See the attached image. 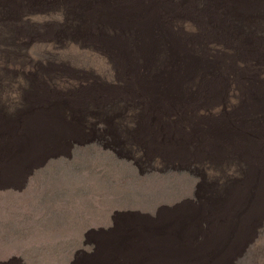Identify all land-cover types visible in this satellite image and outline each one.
<instances>
[{
	"label": "rangeland",
	"instance_id": "rangeland-1",
	"mask_svg": "<svg viewBox=\"0 0 264 264\" xmlns=\"http://www.w3.org/2000/svg\"><path fill=\"white\" fill-rule=\"evenodd\" d=\"M81 1L0 0V28H12L11 39L0 34V264H115L105 237L120 240L124 264H264V160L242 147L264 133L252 127L264 123V37L248 32L235 58L239 35L228 24H252L220 11L224 26L199 19L192 32L175 22L173 0H156L169 13L143 0L146 17L120 21L126 31L138 21L151 28L153 36L137 33L136 52L160 47L163 23L162 67L168 55L211 66L201 68L208 84L192 85L201 70L186 82L173 63L169 80L157 66H110L68 47L73 25L82 43L92 36L77 17L112 21L120 0H83L75 11ZM227 60L230 75L218 77ZM245 123L252 130L241 133ZM192 213L195 221L183 222Z\"/></svg>",
	"mask_w": 264,
	"mask_h": 264
},
{
	"label": "bare ground",
	"instance_id": "bare-ground-1",
	"mask_svg": "<svg viewBox=\"0 0 264 264\" xmlns=\"http://www.w3.org/2000/svg\"><path fill=\"white\" fill-rule=\"evenodd\" d=\"M149 1H151V0H149ZM152 2L153 3H151V5H150L151 8H153V9L161 8L164 12L169 13L167 11L168 8L166 6H162V5L158 4L156 2V0H152ZM172 2L175 4L176 12L178 14H180V15L182 14V15L179 16L177 19H175L177 15L174 14L175 12H171L170 13L171 17H172V15H173V17L175 16V18H174L176 20L175 22L179 26H181L182 23L184 21H186L189 30H192V32L196 31L198 29V25L197 24L199 22L197 23L196 21H198L199 19L201 21L207 20L205 22L209 23L211 26H213L215 28H219V27L224 26L225 24H220L217 21H215L214 13H218L220 15V11H223L225 14H229V15H231L233 17L241 19L242 21H240V22L243 23V24H252V25L244 26V27H241V26H239L237 24H234V25L228 24L236 32V35H239L238 39H239L240 43H238V44L241 45L240 50H236L235 51L236 46L232 47V49L234 50L233 52H235V54H236L235 58L239 57V59H240L241 58L240 56H242L243 52H245L246 46H247V41H248V37H247L248 32H250L251 30H257L258 31L259 40L264 37V23L259 22V21H264V8H261L260 10L253 9L252 8V3L255 2V0H192V1H189V0H173ZM116 4H117V13H116L117 16H113L114 20L110 19L112 21H103V18H104L103 15L101 17V21H82L79 17H77L78 21H75V22H82L83 25L87 29V34H90V35L92 34V36L89 38V41H87V43H82L84 37H78V36H80V35L83 36V33H82V31L78 30V31H76L75 33L72 34L71 33L72 30L76 29L75 25H73L72 29H70L67 32V33H70L72 35L69 38L70 40L67 43L69 45L68 47H71V48H74V49H77V50H79L80 47H86L88 49H86L84 51L85 54H87V55L88 54H92V56H93L95 54V52H96L98 55L102 56L103 59H106V61L109 62L110 66H114V65L116 66L120 62L126 66L127 61H129V60L134 61L136 64H142V65L146 66V68H151V67H156L157 66V67H160L161 71L165 70L167 72L169 80H174V77L170 73V67H171V65L173 63L177 64V68L172 71L175 77H177L178 74H180L179 76H181L182 78L185 79L186 82H188L190 80L191 76L195 75L194 73H195V70L198 69L197 68L198 66L195 63H193L191 60H189L188 63H186L183 60V58H181L180 56L178 57V56L175 55L176 56V58H175V57H173L171 55H168V57H171L172 59H174L173 62L172 63H170L171 61L168 62V65L164 63L167 66L164 65L163 67L160 65L158 57H159L160 53L162 54V52H163L162 50L166 49V48H163V47L166 45V37L164 35H166L167 27L163 23H160L156 27V30L163 37V40L161 41L160 47L158 45V48L155 49V52H154L153 48H152L153 50H145V51L144 50H140V52H136V49H137L138 45H140V40L137 37V35H138L137 33H139L140 36L143 35V38L146 35L147 36H153L152 33L147 32L148 30L150 31L151 28H147V27H145V25L141 26V24H139L140 21H138L139 23H136V25H133L135 22H137V20L139 18L142 19L143 17H146L145 14H147V12L145 14H143L142 16L140 15V11L144 10V9H142L143 8V0H120L119 3H116ZM84 5L85 4H84V2L82 0L80 2V4L76 5L75 11L77 9L83 8ZM179 8L183 9V13H180V11L179 12L177 11V9H179ZM99 10H100V7L97 6L95 8L96 13H98ZM199 10L202 11V13H204V14L205 13L209 14L207 19H204L205 16L203 18L200 16ZM58 11H59L60 14H63V15L65 13L68 14V9L66 10V8L63 5L58 9ZM247 13H249L251 16H248L249 14H247ZM223 18H224V20H226L225 22L227 23L228 22V18L226 16H223ZM121 19H122V21H128V22L129 21L130 22L133 21L134 22L132 24L133 27L130 30L126 31L127 28L129 29V27L122 25L124 22H122ZM120 21L122 22V24H120ZM155 21L157 23L158 20H155ZM170 21H172V20L170 19ZM56 22L58 24H62L63 22H66V23L70 22L71 23L72 21H56ZM146 22H148V21H146ZM220 22H223V21H220ZM147 24H149V23H147ZM153 25H155V24H153ZM178 25H176V26H178ZM59 26L60 25H58L57 28H59ZM69 26H71V25H69ZM208 28H211V27L208 26ZM11 30H12V28L10 26L0 28V34H2L1 38H3V39L6 38L7 40L11 39L10 38L12 36L11 33H10ZM185 30H186V28H185ZM103 31H109L110 33L113 32V34L121 32L124 36H126V38H128L130 40L120 41L122 39L121 38L119 40L120 43H115L116 41L113 42L114 40L112 41V40L106 39L105 36H104ZM226 34L229 35V36H233L232 33L226 32ZM65 35H67V34H65ZM63 37H64V35H63ZM202 38H204V37H202ZM207 38H205V39L207 40ZM94 42L99 43V45H101V46L100 47L98 46L97 48H95L94 46L96 45V43H94ZM198 43H200V40L198 41ZM240 45H238V46H240ZM201 46H203V45H201ZM161 48H163V49H161ZM262 48H263V51H264V44H262ZM173 52L176 53V54L178 53L176 48L174 49ZM199 52H200V50H199ZM165 53L167 54V52H165ZM171 54L174 55L173 53H171ZM245 54L248 55V57L251 56V53H245ZM217 55H218V53H217ZM263 55H264V53H263ZM231 59H233V58H231ZM91 60H93V59H91ZM163 61H165V60L163 59ZM232 61L233 60H227V64H225L224 66L221 65L222 69H221L220 73L231 72V71L227 70V67L228 66L230 67ZM235 61H236V59H235ZM238 61L239 60H237V64H238ZM74 62L77 63L76 61H72L71 63L75 64ZM161 64H163V63H161ZM236 67H237V65H236ZM199 68H201V67L199 66ZM212 68H214V67H212ZM216 68H217V66H216ZM240 68H242V67H240ZM235 70H237V69H234V71ZM207 74L209 75V72ZM245 74H246V72H245ZM198 75H200V76L196 77V79L192 82V85H194L196 82L198 83V81L202 79L203 72L201 71L200 74H198ZM218 76H219V74H218ZM204 78H205V75H204ZM204 82H205V80H204ZM142 85H143V91L145 92V90H146L145 89V85L144 84H142ZM196 85H195V87H196ZM198 85L205 86L207 84L205 83L203 85L202 82H200V83H198ZM155 88H156V85H153L152 91H154ZM160 89H161V91H165V92L167 91L166 86L164 84L160 85ZM164 95L167 96L166 94H164ZM244 97H245V95H244ZM56 115L57 114L55 113V117H57ZM37 121H39V120H37ZM252 127L256 128V131L262 132L264 130V123H263V125H259L258 123H257V125H254V123H253ZM247 130H252V129H248V127L246 126V123H245V125L242 128V132L241 133H245ZM242 142L243 141H240L239 146H241ZM242 147H244L248 151L250 156H253V158H255L256 160H259V161L264 160V133L261 134V135H259L257 133H254V135L248 140L247 143H244ZM5 179H6V177H5ZM0 183L3 184V182H0ZM192 215L195 216L194 213H192L191 215L187 216L183 220V222L184 221L185 222L195 221V218H197V216L193 217Z\"/></svg>",
	"mask_w": 264,
	"mask_h": 264
},
{
	"label": "clouds",
	"instance_id": "clouds-1",
	"mask_svg": "<svg viewBox=\"0 0 264 264\" xmlns=\"http://www.w3.org/2000/svg\"><path fill=\"white\" fill-rule=\"evenodd\" d=\"M209 66L210 65H201L200 67L203 69H209ZM197 68L203 72V77H204L205 72L201 68H199V67H197ZM228 74L229 73H220L218 77L225 76ZM203 77L201 79V82L204 85L203 81L205 79L203 80ZM216 84H220V82H218ZM223 85H224V81H223ZM8 179H12V177L5 179V181ZM14 181H16V180H14ZM10 184H12V182ZM119 241L120 240L118 238H107V237H105L100 242H102V244L104 245L105 250L107 251V254L110 256V259H112L113 263H115V264L129 263L130 258L125 256V255L123 256V252H124L123 247L121 246V243H118ZM122 261H124V263H122Z\"/></svg>",
	"mask_w": 264,
	"mask_h": 264
}]
</instances>
